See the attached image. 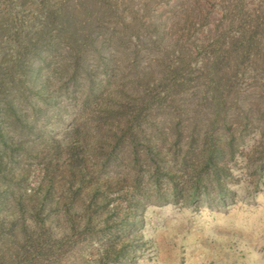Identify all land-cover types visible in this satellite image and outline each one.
<instances>
[{"label":"trees","instance_id":"obj_1","mask_svg":"<svg viewBox=\"0 0 264 264\" xmlns=\"http://www.w3.org/2000/svg\"><path fill=\"white\" fill-rule=\"evenodd\" d=\"M213 1L218 0H176L164 19L157 7L150 6L151 19L159 23L154 26L157 38L151 36L149 26L140 21L139 15L135 18L138 23L122 19L110 25L112 11L103 0L97 6L99 15H105L97 23L98 11L92 10L89 3L85 6L91 17L86 19L78 12L84 4L64 5L47 17L45 24L55 26L56 34L50 32L46 42L34 40L23 43L25 47L19 50H0L4 59L0 61V94H4L5 101L1 113L13 124L23 123L25 115L17 108L32 99L30 94L20 96L25 92L20 86L25 85L22 78L27 71L42 69L47 59L51 65L58 60L46 75L36 74L42 80L43 91L51 95L64 76L69 77L68 83L82 85L81 74L88 70V49L90 45L99 49L93 45L99 31L105 35L106 46L113 45L117 50V57H113L116 73L106 80L103 89L94 84L92 101L87 98L84 103L90 107L88 118L71 130L75 139L68 143L66 152L70 191L63 199L64 205L67 213L76 203L82 205L89 231L102 219L99 210H105L109 203L103 188L120 185L124 167L128 174H135L129 190L141 191L147 183L159 186L165 177L175 185V192H180V182L172 180L167 156H162L167 146L172 148V167L181 166L182 182L189 185L191 201L201 195L210 197L213 191L224 196L227 188L223 183L231 174V162H243L252 175L263 174L264 0H224L226 6L218 18ZM0 25V30L21 37L16 17L0 19ZM206 26V33L199 31ZM82 30L92 37L82 36ZM145 36H150V43L141 49L134 39ZM152 52L155 56L151 59ZM34 53L40 61L35 67L37 59L28 61ZM199 58L200 64L193 65ZM143 59L148 61L145 67ZM123 60L128 64L121 69ZM109 83L113 88L107 90ZM14 87L19 89L12 91ZM167 113H176L177 117L171 136L165 131L170 130L173 120L157 122L159 115ZM159 133L161 146L155 138ZM251 133H256L258 140L245 152ZM17 153H22L18 146L12 149L13 155ZM110 166L123 172L101 182L109 176L104 171ZM143 167L152 171L146 180L138 173ZM51 174L53 180L55 174ZM50 192L47 189L45 199ZM49 230L44 229L36 242L33 238L25 242V257L20 264H56L64 257L47 243L51 239ZM60 242L69 243L65 239Z\"/></svg>","mask_w":264,"mask_h":264},{"label":"rangeland","instance_id":"obj_2","mask_svg":"<svg viewBox=\"0 0 264 264\" xmlns=\"http://www.w3.org/2000/svg\"><path fill=\"white\" fill-rule=\"evenodd\" d=\"M99 1L0 0V19L16 17L19 29L16 28L22 32L18 38L16 33L0 30V50H19L25 47L23 43L34 40L46 42L50 32L56 34L55 26L45 24L53 12L64 5L84 4L78 12L86 19L91 16L85 5L89 3L99 15ZM103 1L112 11L108 17L110 25L122 19L134 23L139 15L143 18L138 16L140 21L144 20L149 26L151 36L157 38L159 34L154 32V26L159 23L151 19L153 14L149 7H157L164 19L176 0L170 3L165 0ZM213 3L215 18H218L226 4L224 0ZM103 14L95 19L96 23L103 20ZM207 30L206 26L199 31L206 33ZM82 32V36H91ZM102 32L99 31L98 41L93 44L99 49L91 45L88 49V70L81 74V86L68 83L69 77L64 76L57 79L51 95L43 91L42 80L36 74L46 75L50 66L58 65L56 59L52 65L47 59L46 65L38 71H27L22 78L25 85L20 86L25 92L20 96L30 94L32 99L17 108L25 115L23 123L13 124L1 113L5 101L4 94H0V264H20V259L25 257V242L31 238L36 242L44 229H50L51 233L47 243L57 248L60 255L64 254L56 264H264V172L252 175L241 161L229 165L231 174L223 183L227 188L224 196L213 191L210 197L201 195L191 201L189 185L182 182L181 166L172 167V148L167 146L162 156H167L168 168L174 175L172 180L180 182L179 193L165 177L159 186L147 183L141 191L129 190L135 174H128L124 167L125 176H120L123 182L117 187L114 183L110 189L103 188L109 203L105 210H99L102 219L94 223L93 229L89 231L83 221L82 205L76 203L72 212L67 213L63 200L70 191L66 152L68 143L75 139L70 132L81 119L88 118L90 107L86 108L84 103L87 98L92 101L94 84L103 89L117 68L113 63L117 50L113 45L106 46ZM149 40L150 36L134 39L141 49L147 47L144 44H149ZM65 51H61L63 56ZM35 56L34 53L28 59H37L34 67L40 64ZM153 56L152 52L151 59ZM0 61L4 62L1 56ZM147 62L143 59L142 67ZM200 62V58L194 60L193 65ZM127 64L128 61L123 60L121 69ZM111 87L109 83L107 90ZM17 89L19 87H14L12 91ZM176 118V113H167L157 119V122L173 120L170 130L165 131L168 136L175 131ZM155 138L161 146L160 133ZM257 140L256 133L249 134L243 151L248 152ZM17 146L21 148V155L12 154ZM146 170L143 167L138 172L145 180L152 174L150 169ZM104 172L109 176L101 178V182L112 180L123 169L110 166ZM51 173L55 174L53 180ZM47 189L51 192L45 199ZM61 239L69 243L63 244Z\"/></svg>","mask_w":264,"mask_h":264}]
</instances>
